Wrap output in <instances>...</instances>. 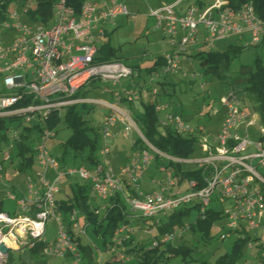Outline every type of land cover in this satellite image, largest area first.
Segmentation results:
<instances>
[{"label":"built area","instance_id":"2783aa9c","mask_svg":"<svg viewBox=\"0 0 264 264\" xmlns=\"http://www.w3.org/2000/svg\"><path fill=\"white\" fill-rule=\"evenodd\" d=\"M183 1L149 8L148 16L155 21L153 30L162 29L171 36L182 33L176 50L164 55L165 65L160 73H153L151 84H155L158 77L177 74L179 56L197 43L200 26L208 33L205 44L210 47L217 40L246 34L250 35V46H257L263 41L264 21L257 16L251 4L236 10L228 0H216L208 8L193 5L178 14L177 8ZM37 8V0L0 2V76L9 92L0 94V118L23 114L27 121L34 118L43 121L50 115L61 116L77 105H104L108 107L102 125L104 141L112 140L110 132L120 123L125 125L127 134L136 130L147 149L133 153L118 174L112 167L103 164L94 170L85 166L62 167L46 147V142L54 138L55 133L46 130L34 149L37 164L42 170L36 172L34 177L28 176L27 192H20L17 196L5 190L7 198L17 200L19 210L12 216L0 212V243L11 250L22 246L33 249L38 243H43L46 256L72 257L75 264H80L75 239L87 235V228L79 225L77 211L71 213L68 223L65 222L58 211L56 198L63 179L69 177L88 182L91 196L102 201H108L114 193H120L130 211L139 213L145 219L164 215L183 205L195 204V201H198L199 213L205 219L206 211L210 210V198L217 193L219 199L229 203L221 214L228 218L230 232L240 229L242 223L254 229L261 226L264 220V175L257 168H264V127L259 130L257 138L240 136L238 128L248 130L254 122L239 95L229 90L221 98L224 117L217 134L207 132L204 126L192 127L181 115L169 112L168 105L156 103V111L166 113L165 118L160 119L162 127L195 136L197 147L204 154L198 160L168 156L146 140L131 112L121 106L123 102L130 104L141 99L134 82L122 91L114 92L116 103L103 104L78 96L91 80L101 79L117 85L125 78L138 75L133 67L120 61H96L100 44L109 34L108 27L115 25L117 17L130 15L125 0H81L79 11L68 0H56L51 16L45 18L40 16ZM104 91L108 92L107 89ZM152 96L157 101L156 88L152 89ZM26 100V105L20 106ZM108 153L109 149L105 146L101 154L105 156ZM154 154L174 163L196 165L203 169V186L200 187L196 180L180 184L170 170L161 167L160 172L167 175L166 181L158 182L161 191L142 194L140 182ZM9 160L10 149L4 153L3 161ZM5 175L6 169L0 163V190L1 187L9 188ZM186 182L189 185L184 191L182 185ZM125 183L132 186V190L126 188ZM154 184L157 182L154 181ZM3 201L0 200L2 206ZM53 219L57 222L58 234L52 243H47L44 238L46 226ZM125 231L126 227H121L119 233ZM177 234L169 232L159 243H168ZM23 239L27 241L18 244ZM260 258L264 261V248ZM6 259L0 253L1 264Z\"/></svg>","mask_w":264,"mask_h":264},{"label":"rangeland","instance_id":"374dc122","mask_svg":"<svg viewBox=\"0 0 264 264\" xmlns=\"http://www.w3.org/2000/svg\"><path fill=\"white\" fill-rule=\"evenodd\" d=\"M173 1L174 0H125L130 15L117 17L114 21L115 25L108 27L109 33L111 34L107 36L100 45L105 42H110L111 46L117 50V55L122 63L133 67L135 72L139 73L140 76L125 78L117 85H113V83L101 79H94L81 89L78 96L85 99L116 103L113 92L119 90L122 91V89L130 85L131 81H133L135 88L141 93L144 104L155 102L152 96V89L156 88L158 91L157 103L168 105L169 112L180 114L192 125V127L204 126L207 132L217 134L219 133V124L221 125L224 117V115H222L224 109L220 105V100L228 93L229 85L233 78L238 75L242 67L253 65L257 57H259L264 63V38L257 47L248 45L250 42L249 34L245 35L248 39L246 41L241 40L244 37H241V35L230 36L217 40L214 42V45L210 47L205 44L208 33L203 26H200L199 42L192 47L187 48V51L179 56V71L177 74L167 76V84H161L164 80L163 77H158L156 79L157 82L151 84L150 80L154 74L147 73L145 69L151 67L159 56L174 52L177 48L176 46L181 41L182 35L178 34L171 36L165 33L162 29L157 31L153 30L155 21L148 16V11L150 7L153 9L159 8L160 6L170 5ZM192 1L193 0H185L183 5ZM246 4H251L253 6L252 2ZM11 7L12 4L10 5V8ZM245 44L249 47L246 48L238 59L232 62L228 73L222 79L211 74H205L206 67L204 68L200 64V61L195 58L200 51L224 52L231 45L245 46ZM159 73L160 71L158 74ZM184 74L186 75L185 77ZM107 88L112 92H104V89ZM0 93H9L4 87L3 77L1 76ZM241 102L244 108L252 114L251 120L254 124L248 130H245L244 127H239V134L241 137L249 136L251 138H257L259 136V130L264 127L261 113L256 111L253 104L249 103L248 100L242 99ZM121 106L123 109H127L125 106ZM74 108L83 116V120L86 121L87 127L92 128V130L95 131V133L97 132L101 137L97 146V156L101 161L107 160L116 174H118L127 164L126 159L132 154L133 142L140 138L138 132H136V130L130 131L128 133L129 135L125 137L124 135L126 131H124V127L120 126V128H118L119 130L113 132L115 138L108 145L110 152L104 157L100 152L104 149L102 125L104 117L107 114V109L92 103L77 105ZM160 116L161 119H164L166 115L165 113H161ZM16 125L17 123H11V126L13 127ZM54 132L55 137L46 142V147L51 155L58 158L68 167H78L79 164L73 162L72 149L68 148L67 151L64 150V144L71 136L72 130L67 127L63 121V117L61 123L54 129ZM34 136L38 138L40 135L36 134ZM6 150H8L6 144L2 143L0 145V161H3ZM203 156L204 154L197 147L189 158L198 160ZM3 165L8 169L6 184L10 188L6 189V187H1L0 200H4L3 212L12 216L19 210L17 200H14V198H7L4 189L9 190L10 192L12 191L17 196L20 192L26 193V179L28 176L34 177L35 173L41 171L42 168L36 164L31 171L18 173V171L14 169L12 171L9 169V162H5ZM167 165L168 162L165 159H153L150 165L145 168L140 183V191L146 192L147 194L152 193L153 191H161L162 187H160L158 182L166 181L167 175L165 172H160V168H166ZM86 166L87 168H91L89 164ZM257 170L264 175L263 167L260 166ZM152 180L156 181L157 184H153ZM77 181H79V179L76 177L71 179L70 182L68 180H63L60 187L61 192L56 197L57 200H67L71 197L72 191L70 190L69 185L71 182L74 183ZM187 185H189L188 182L182 185L184 191L188 189ZM11 187H13V189H11ZM210 199V209L215 212H222L229 207V203L219 199L217 193L213 194ZM92 200L95 201L96 198L92 197ZM97 203L99 204L98 221L102 222L106 212L103 203ZM197 203L198 201H195V204ZM199 212L200 210L197 208L192 210L189 217L185 219V223L189 224L194 222L197 219ZM125 216L130 222L123 223L121 226L122 228L126 227L127 231L119 233L121 228L117 229L111 238L109 234L104 236L102 231L96 232L94 226L89 225L87 219L79 214V225L82 228H87V235L81 236L80 242L83 241L85 245L88 243V245L93 246L95 260L92 264H104L109 259L118 263H129L130 258L124 257V253L121 252L119 246L124 244V240L134 237V241H142L143 243H146V245H149L150 242L160 240L164 238V235L169 233H160L157 231V227H150L149 225L155 224V221L151 220L149 222H144V218L141 217L139 213L128 212ZM159 217L162 218L163 215L157 216L155 219L158 220L160 219ZM84 222L88 225H83ZM229 223L227 217L215 222L211 228L210 240H205L202 238L201 234H195L190 230H185V228H183L179 230V235L177 234V236L169 242L173 246H179L184 241L187 246L195 248L196 252L192 256L193 262L188 264H199L201 261L214 264L226 253H231L235 243L241 241L242 257L240 261H238V264H260V254L261 250L264 248V220L259 228L254 229L249 227L246 223H242L240 229L238 228V230H235L234 232H230L228 226ZM57 231L56 220H50L46 226L44 236L45 241L47 243H52L57 237ZM255 238L258 240L254 241ZM241 239L246 240L242 241ZM23 241L26 242L27 239L19 241L18 244ZM111 242H113V244H111ZM160 243H162L163 246L166 244L163 242ZM30 249L31 248L22 246L10 251V258L7 257V259L3 261V264H7L6 261L10 262V264H20V257H22L23 261L28 263L31 261L29 254ZM179 262L181 263V257L173 258L171 260V264ZM1 263L2 261H0V264ZM47 264H75V260L72 257H48ZM80 264H87V262H81Z\"/></svg>","mask_w":264,"mask_h":264},{"label":"trees","instance_id":"16d2710c","mask_svg":"<svg viewBox=\"0 0 264 264\" xmlns=\"http://www.w3.org/2000/svg\"><path fill=\"white\" fill-rule=\"evenodd\" d=\"M2 1L7 2V0H0V2ZM228 1L230 6L234 9H239L244 4L252 2L256 14L264 21V0ZM37 2V12L40 16H43L44 18L49 17V15L51 16V9L56 0H37ZM68 2L75 7L77 11L80 10L81 0H68ZM110 34L111 33L107 34L106 37ZM248 47L249 46L246 44L245 46L231 45L224 52L200 51L195 58L200 61V64L204 68L206 67L205 74H211L222 79L228 73L232 62L238 59ZM96 61L106 63L111 61L122 62L117 55V50L111 46L110 42H105L99 47ZM164 65L165 57L159 56L154 64L145 70L147 73H158ZM170 75L174 74L165 75L163 76V79H166V77ZM164 83L165 82H162L161 84L163 85ZM229 86V90H232L239 95L241 101L242 99H246L249 103L253 104L254 109L261 113L264 121V63L262 60L257 57L253 65L242 67ZM141 99L134 103H125V105L131 112L133 120L142 135L160 152L171 157L188 159L197 149V138L195 136L183 135L169 127H162L160 124L161 113H158L155 109L157 101L144 104ZM27 102L28 101L26 100L23 104H20V106L26 105ZM62 117L67 127L72 130L71 136L64 144V150L67 151L68 148L72 149L73 162L78 163L79 166L85 167L89 164L91 168L88 169L90 170H94L100 164L99 157L97 156V146L101 137L97 132L95 133L92 128L87 127L86 121L83 120V116L72 107L67 109V111L61 116L50 115L47 119L43 121L39 120V122L37 121V118H34L33 121H27L26 116L23 114H13L11 116L0 118V145L5 143L7 148L10 149L9 169L11 171L14 169L18 171V173H24L33 169L37 164L36 152L34 150L37 142L46 130L54 131V129L61 123ZM11 123H17V125L13 127L11 126ZM36 134H39L40 136L36 138L34 136ZM145 149H147V147L142 139L138 138L133 142L132 154L136 152L140 153ZM131 156L126 159L127 163L130 161L129 159ZM153 157L154 160L160 158L156 154H154ZM56 159L62 167L67 166L58 158ZM165 160H167V158ZM167 162L168 165L166 170H170L174 179L180 184H183L185 181L196 180L200 187L203 186V169H199L196 165L174 163L170 160H167ZM0 163L3 165L5 162L0 161ZM7 171L8 169H6L4 179L7 177ZM48 177H50V175ZM71 179L73 178L69 177L64 178L63 180H68L70 182ZM69 187L72 191L71 197L67 200L57 201L58 211L62 213L65 222L68 223L71 213L77 211L87 219L89 225L94 226L96 232L102 231L104 236L109 234L111 238L117 229L122 227L121 224L130 222L126 219L125 214L131 211L124 203L120 193H114L108 201L103 202L105 203L104 210L106 213L102 222H99V205H95L94 201H92L89 183L84 180H79L74 183L71 182ZM128 187H130V185H128ZM132 193L135 194L134 191H132ZM196 208L199 209L198 204L183 205L164 214L163 217L158 220H156L154 216L153 218H144V222H149L151 220L155 221V224L149 226L157 227V231L160 233L175 231L179 234V230L185 228V230H190L192 233L201 234L202 238L205 240H210L212 226L215 222L224 217L221 212H215L212 209H208L206 211L205 219H202L203 215L202 213H199L194 222L186 224L185 219L189 217L192 210ZM2 209L3 206L1 204L0 212L3 211ZM97 211L98 213H96ZM241 240L245 241L246 239ZM255 240L258 239L255 238ZM75 242L78 246L81 262L92 264L95 260L93 247L88 244L83 245L80 242L79 237L75 239ZM240 242L237 241L233 251L220 257L214 264H238V261H240L242 257V244ZM111 244H113V242H111ZM43 245V243H38L33 249H30L29 254L31 261L26 263L22 260V257H20L19 263L47 264L48 256L43 253ZM119 246L121 252L124 253V257L130 258V262L118 263L109 259L104 264H171V260L177 257H181V263L174 264H188L193 262L192 256L196 252L195 248L187 246L184 241L179 246H173L170 242L163 246L162 243H159V240L150 242L149 245H146V243H143L142 241H134V237L124 240V244ZM8 258H10V253ZM6 262L7 264H10V262ZM259 262L260 264H264V261L261 258ZM199 264L211 263L201 261Z\"/></svg>","mask_w":264,"mask_h":264},{"label":"crops","instance_id":"0c3cea01","mask_svg":"<svg viewBox=\"0 0 264 264\" xmlns=\"http://www.w3.org/2000/svg\"><path fill=\"white\" fill-rule=\"evenodd\" d=\"M179 0H174L173 2H172V4H174V3H176V2H178ZM185 1V0H184ZM183 1V2H184ZM183 2L180 4V6L177 8V13L178 14H182L183 12H185V10H186V8L188 7V6H193V5H196V6H198V7H200V8H208L209 6H211V5H213L215 2H216V0H193L192 2H189V3H187L186 5H183ZM172 4H170V5H172ZM151 8V7H150ZM180 35H182V33H179ZM247 35V34H246ZM173 39V38H172ZM243 40H248L246 37H245V35H244V37L242 38ZM241 39V40H242ZM199 41H197V43H198ZM138 77L140 76V74L138 73V75H137ZM132 82L133 81H131V84L130 85H128L127 87H129V86H131L132 85ZM163 82H167L166 81V79H164L163 80ZM126 88V87H125ZM107 90H108V92H106V93H111L112 91H109V89L107 88ZM123 90V89H122ZM119 91H121V90H119ZM105 92V91H104ZM115 92V91H114ZM114 92H113V94H114ZM141 100H143V99H141ZM97 101V100H96ZM98 102H101V103H103V104H107V102H103V101H98ZM122 105L123 106H125L126 107V105H125V103H122ZM98 106H100V107H102V108H105V109H107V113H108V107L107 106H104V105H98ZM107 115V114H106ZM105 115V116H106ZM34 119H32L31 121H33ZM37 121L39 122V120L37 119ZM120 126H122V127H124V131H126L125 130V125H123V124H120V123H118L114 128H113V130H112V132H110V133H112V136H113V138H112V140L115 138V136H114V134H113V132L114 131H117V130H119L118 128H120ZM219 126H220V124H219ZM129 134H127V132L125 133V137H127ZM102 136H103V133H102ZM103 138V137H102ZM112 140H110V141H108V142H105L104 141V138H103V141H104V147L105 146H107L108 147V145H109V143L112 141ZM108 149H109V147H108ZM109 152H110V150H109ZM101 154V153H100ZM102 155V154H101ZM105 157V156H104ZM99 161H100V164H103L105 167H107L108 165H110V167H111V164H109V162H107V160L106 161H101L100 159H99ZM50 177H52V175H50ZM119 177V179L120 180H123V181H125L124 180V178L122 177V176H118ZM79 179V178H78ZM80 180V179H79ZM7 182V181H6ZM63 183V182H62ZM152 183L154 184V180H152ZM125 185H126V188H128V189H130V190H132V186H130V187H128V185L129 184H127V183H125ZM61 187V186H60ZM10 188V187H9ZM11 189H13V187H11ZM4 190H6V189H4ZM60 191H61V189H60ZM140 192H142V191H140ZM136 195H137V193H135ZM134 194V195H135ZM142 194H147L146 192H142ZM149 194V193H148ZM57 201H59V200H57ZM92 201H94V200H92ZM97 202H101V203H103V202H106V201H102V200H99V199H96L95 201H94V203H95V205H99ZM105 205V203H103V206ZM81 215V214H80ZM138 217V216H137ZM160 218V217H159ZM84 224H86V226L88 225L87 223H83V225ZM80 238V237H79ZM81 243L83 244V245H85L84 244V242L83 241H81ZM88 244V243H87ZM93 247V246H92Z\"/></svg>","mask_w":264,"mask_h":264},{"label":"water","instance_id":"95a60500","mask_svg":"<svg viewBox=\"0 0 264 264\" xmlns=\"http://www.w3.org/2000/svg\"><path fill=\"white\" fill-rule=\"evenodd\" d=\"M10 251L12 250L10 248H7L4 243H0V253L4 256V258L8 257Z\"/></svg>","mask_w":264,"mask_h":264}]
</instances>
